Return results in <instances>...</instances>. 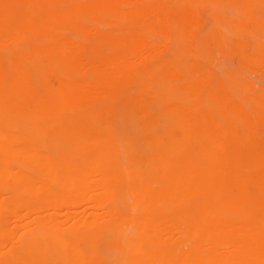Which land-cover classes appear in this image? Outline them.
Returning <instances> with one entry per match:
<instances>
[{
    "label": "bare ground",
    "instance_id": "bare-ground-1",
    "mask_svg": "<svg viewBox=\"0 0 264 264\" xmlns=\"http://www.w3.org/2000/svg\"><path fill=\"white\" fill-rule=\"evenodd\" d=\"M0 264H264V0H0Z\"/></svg>",
    "mask_w": 264,
    "mask_h": 264
},
{
    "label": "rangeland",
    "instance_id": "rangeland-1",
    "mask_svg": "<svg viewBox=\"0 0 264 264\" xmlns=\"http://www.w3.org/2000/svg\"><path fill=\"white\" fill-rule=\"evenodd\" d=\"M217 57H218V59H220V62H221L222 65L231 66L232 68L235 66V61H234L232 56H228V55H223V54L217 53ZM90 210L98 212V213H101L103 211L102 209H98V208H92ZM76 211L81 213L82 212V208L81 207H76ZM13 243H15V239L13 240Z\"/></svg>",
    "mask_w": 264,
    "mask_h": 264
}]
</instances>
